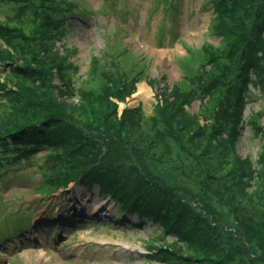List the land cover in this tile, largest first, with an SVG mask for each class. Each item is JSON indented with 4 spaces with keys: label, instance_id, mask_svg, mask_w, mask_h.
<instances>
[{
    "label": "rangeland",
    "instance_id": "374dc122",
    "mask_svg": "<svg viewBox=\"0 0 264 264\" xmlns=\"http://www.w3.org/2000/svg\"><path fill=\"white\" fill-rule=\"evenodd\" d=\"M0 26V264H264V0H0ZM25 60L41 79L14 76ZM2 82L58 89L28 159L9 117L35 109ZM86 160L98 183L47 186ZM136 175L158 195L131 211L105 183Z\"/></svg>",
    "mask_w": 264,
    "mask_h": 264
},
{
    "label": "trees",
    "instance_id": "16d2710c",
    "mask_svg": "<svg viewBox=\"0 0 264 264\" xmlns=\"http://www.w3.org/2000/svg\"><path fill=\"white\" fill-rule=\"evenodd\" d=\"M220 0H217V2H219ZM225 2V1H224ZM72 7H76L74 8L71 12H77L79 10V5H70ZM7 26H0V36L2 38H7L6 34V30H7ZM43 29L41 30V32L43 33ZM231 34H234L231 33ZM8 54V53H7ZM10 54V53H9ZM26 64H31V61L29 60H25L22 64L16 66L15 68L11 69V72L14 74V76H17V73L22 74L24 73L25 76H23V78H27V77H37L39 76L40 79L41 77H43L41 74L38 73L37 68L35 67H26ZM59 65V64H58ZM56 65V67L58 66ZM10 69V68H9ZM18 70V72L16 71ZM124 76H126V72L123 73ZM49 76H51L53 78L54 73L51 72L49 73ZM135 75H132V79L129 80V82H125L122 83L121 81L119 82H114L112 84V86H104L102 89L108 88V90L110 91L108 93V95L112 96V97H116V98H121L124 97L125 95H129L131 93L132 89V81L136 78L134 77ZM62 77V76H60ZM128 77V76H127ZM1 83V82H0ZM7 83V82H6ZM4 86V95H13L14 93H22L23 95H26V93L29 96V100L27 102H25L22 107H18L20 110L21 114H25L29 111L27 110V107L31 108V109H35L32 110V112H30V115L32 117L30 118H24L22 120H16L15 119V114L11 115V117H9L10 123L12 125V130H14V133H19L16 135V137L20 138L21 140L23 139L22 143H15L16 145L22 144L24 147H17L14 152L16 154H11V156H8V158H12L15 156L16 159L18 158H23L24 159H28L32 156V150H26L27 147L31 146V148L35 147L36 150H34L35 152L41 148V147H45L44 145V141L46 139H48L49 137H51L50 134H48L49 132V128L47 127V125L50 123V121H56L55 119L57 117H60L56 114L57 111V106L55 107L54 105L59 103V105L62 103L61 101L57 102V95L54 93L53 89H56V91L58 92V89L56 88V86H54L52 83L49 84L48 86V91L47 90H43L42 94H37V95H33L28 93L25 89V87L22 88H18L17 90H13V92H8L5 87L6 84L2 82V84ZM202 91H205L203 88H201ZM172 95L174 96V105H175V100H177L179 97H181L182 99H184V101H187L185 96H183V91H179L180 93H177L176 90H171ZM59 93V92H58ZM106 95V94H105ZM42 97V98H39ZM39 98V99H36ZM36 99V101H32ZM168 102L166 101V106L165 108L168 107ZM175 109H178V106L176 105L174 107ZM181 109V108H180ZM39 117H36V114H39ZM22 117V116H21ZM46 123V124H45ZM55 126V125H54ZM13 133V132H12ZM48 134V135H47ZM13 141L14 142H19L17 140H15L14 135H13ZM27 139V140H26ZM51 139V138H50ZM4 142V141H3ZM25 149V150H22ZM108 159V158H106ZM109 160V159H108ZM110 161V160H109ZM94 161H89L86 160V162H84L83 164V169H79V168H73L69 173L66 170L64 172V169L62 170L61 174H55L52 177H50L49 179H47V186L54 184L56 187V190L58 189H62L68 186L69 183L71 182H75V181H80L82 180L86 185L88 186L92 181L98 183L99 178L97 177L98 174H94V170H88L90 168L91 165H94ZM101 166V162H97V164L94 166V168ZM94 174V175H92ZM136 178L134 179V181H136L137 183L134 184L132 186V188L136 189L137 191H135L134 189H127L124 190L125 186H127V182L126 181H122L125 185H121L120 182H115V181H119V180H114V181H108L105 183V187H106V192L109 193L111 196H113L115 199L120 200V202H125V206L128 210L132 211V208L129 205H136L138 200H140L143 196L142 195H146L148 198L150 197H155L153 200L156 199L158 194H152V195H148L146 194L147 192L152 191L153 188H147L150 189L148 191H143L142 189L138 188L137 186L139 184L145 185L143 182V179L140 178L139 176H135ZM130 186V184H129ZM131 187V186H130ZM109 191V192H108ZM151 199H149V202L151 205H149L147 203V205L144 206V209L142 208H138L137 210H139L143 215H148L146 214L148 210H152L153 212H155V210L158 208L157 206L153 205V202H157V201H153ZM164 214V213H163ZM168 214V213H165ZM157 217H159V219L157 218V220L161 221L163 219L162 217V213L160 214H151ZM167 229H170L171 225H167L166 226Z\"/></svg>",
    "mask_w": 264,
    "mask_h": 264
},
{
    "label": "bare ground",
    "instance_id": "6f19581e",
    "mask_svg": "<svg viewBox=\"0 0 264 264\" xmlns=\"http://www.w3.org/2000/svg\"><path fill=\"white\" fill-rule=\"evenodd\" d=\"M161 53H163V52H161ZM134 94H135V96L145 97L146 96V88H145V86L143 84L138 85L137 89H136V92ZM76 204L78 205V200L77 199H75V203L72 204V206H74ZM69 209H72V208L70 207ZM75 210H78L77 206L73 207L72 210L66 209L65 211L66 212H73Z\"/></svg>",
    "mask_w": 264,
    "mask_h": 264
}]
</instances>
